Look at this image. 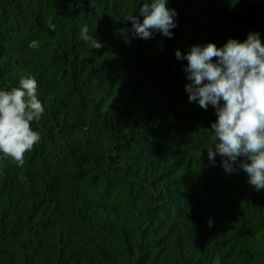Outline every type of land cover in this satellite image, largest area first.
Returning a JSON list of instances; mask_svg holds the SVG:
<instances>
[{"label":"trees","instance_id":"obj_1","mask_svg":"<svg viewBox=\"0 0 264 264\" xmlns=\"http://www.w3.org/2000/svg\"><path fill=\"white\" fill-rule=\"evenodd\" d=\"M144 2L0 0V87L32 75L45 106L24 165L0 160V264H264V190L208 161L214 109L174 56L264 42V0H168L173 37L142 40Z\"/></svg>","mask_w":264,"mask_h":264},{"label":"clouds","instance_id":"obj_2","mask_svg":"<svg viewBox=\"0 0 264 264\" xmlns=\"http://www.w3.org/2000/svg\"><path fill=\"white\" fill-rule=\"evenodd\" d=\"M138 13L125 18L131 22L133 38L147 40L156 33L173 37L178 12L168 7V0H146ZM80 37L92 48L102 47L87 25L81 26ZM174 56L187 61L183 71L189 81L184 85L189 103L214 109L208 161L214 164L219 155L226 173L242 169L256 191L264 190V42L260 33L249 32L242 41L228 38L219 47L213 42L193 44L186 53L176 50ZM44 113L34 76H21L15 86L0 87V160L10 158L16 166L24 165L25 153L41 140L32 124ZM206 223L212 226L211 219Z\"/></svg>","mask_w":264,"mask_h":264}]
</instances>
